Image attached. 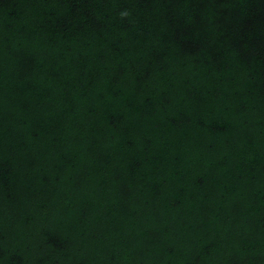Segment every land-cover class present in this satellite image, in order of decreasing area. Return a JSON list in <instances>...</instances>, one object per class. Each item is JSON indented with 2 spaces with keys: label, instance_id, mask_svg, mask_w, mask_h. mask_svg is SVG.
Instances as JSON below:
<instances>
[{
  "label": "trees",
  "instance_id": "obj_1",
  "mask_svg": "<svg viewBox=\"0 0 264 264\" xmlns=\"http://www.w3.org/2000/svg\"><path fill=\"white\" fill-rule=\"evenodd\" d=\"M0 264H264V0H0Z\"/></svg>",
  "mask_w": 264,
  "mask_h": 264
}]
</instances>
